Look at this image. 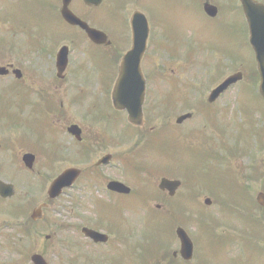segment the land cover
Instances as JSON below:
<instances>
[{"label":"flooded vegetation","instance_id":"af4514ba","mask_svg":"<svg viewBox=\"0 0 264 264\" xmlns=\"http://www.w3.org/2000/svg\"><path fill=\"white\" fill-rule=\"evenodd\" d=\"M253 1L258 5H264V0ZM198 6L206 19L222 23L225 33H231L229 28L232 26V19L230 21L227 18L229 8H231L230 14L233 18L237 13L244 25L242 28L246 41H244L243 50L232 49L228 42L225 46L213 43L202 44L203 40L197 38L194 41L195 58L185 57L177 51H171L170 44L174 41L172 37L164 35L160 25L155 26L152 22V12L147 0H0V40L2 44L0 57L3 61L0 63V80L5 81L0 88L6 85L10 87L12 97L8 103L9 108L18 110L26 118L24 123L27 121L26 127L30 133L31 131L47 133L52 131L51 133L54 134L53 141H48L51 145L49 149L40 145L41 140L36 141V146L30 141L25 143L26 140L21 130L12 132L17 126L16 123L11 117L8 122V114L0 112V120L7 121L3 123V131L7 137L0 139V179L8 183L12 182L16 190L15 195L10 198H5L0 194V200L4 201L0 203V206L6 205L7 208L0 207V237L3 235L4 239L10 242L11 247L16 243L15 233L9 231L5 232L6 234L2 233L4 229L11 227L17 228L21 234L22 243L20 240L19 243L28 255L31 253V248L43 245V242L53 243L58 232L55 231L53 235L45 232L44 235L42 231L56 224V220H53L50 213L51 209L66 192L73 196L72 191L76 188V184H84V190L89 189L95 194L102 191L101 193L108 197L103 200L96 199L92 203L93 209L87 208L88 203L85 205L75 202L74 206L70 207L68 218L73 219L79 213L78 216L86 220L87 224L83 223L81 227L76 226V229L80 228L84 241L79 240L77 232H74V222L66 221L59 225L61 230L58 231L66 229L65 231L69 232L71 247L68 249L67 257L73 258L69 260V263L77 264L75 258L77 255L74 251L83 250L84 245L87 248L105 246L108 251H112L115 246L119 247V242L123 247L127 246L129 240L123 238L120 228L117 227V220L121 214L126 213L130 206L127 203L123 204L121 199L126 201L133 191L124 194L111 190L109 183L117 179L110 177L106 184L101 182L104 179L101 170L114 165L115 162V154L107 151V148L130 141L133 135H129V131H126V135L118 136L122 141L119 142L118 137H112L114 133L112 128L122 124L121 120L124 122L127 120V123L135 129H140L143 134L147 126L158 120L159 109L166 108L171 112V110H176L179 104L185 111L179 116L185 114L190 116L179 124L177 123L178 116L176 124L180 126L190 120L192 122L194 116L200 113L205 120L203 129H201L204 135L203 137L196 134L189 135H192V139H196L197 145H204L209 149H220L224 153L225 159L222 164L224 175L221 181L225 193L226 187L233 186L237 191V197L241 194V198L247 202L246 196H248L252 202V207H245L246 224L243 223L241 230H237L228 219L230 236L237 239L239 243L241 239L249 237V234L250 237L264 240L260 239L259 233L260 228L264 231V99L255 89L254 76L242 70L244 79L241 82L247 80L249 84L243 85L241 93L235 94V99L227 100L226 98L230 97L229 93L238 86V83L212 100L211 91L220 85L224 78L216 82L215 87L207 96L200 97H197L200 86L188 84V89L191 88V90L186 94L179 83L176 84L173 81L172 83L178 86L175 92L178 99L173 104L170 101L169 93L172 92V86L170 84L169 92L167 68H171L172 65L178 64L180 71L184 68L187 70L185 72L195 68L205 73L209 72L211 73L209 78L213 75V80L220 79L223 76L221 72L231 67L242 68L258 65L251 45L249 21L243 0H198ZM219 29L221 30V27ZM144 35H146V47L137 64L145 77L144 122L142 125H134L128 120L126 109L115 108L112 97L114 85L120 78L124 67L123 61L126 54L135 46V40H140ZM162 40L164 44H156ZM61 52H66L65 65L63 60L59 61ZM246 54H249V57ZM189 60L192 61L190 65H188ZM236 63L238 66L235 65ZM175 71L176 68L171 72ZM63 91L65 93H62ZM8 97L9 93H6L4 99ZM254 99H257L260 105L254 104ZM226 101L237 105L240 115H246L247 121L244 125L236 124L234 121L236 130L230 134L233 146L240 144V152L236 149L235 153H230L226 147L224 149L220 147L225 144V141H230L225 139L224 130L218 126L221 124L218 123L220 120L230 126L223 116L233 108V105L231 107L227 103L225 108L222 107L221 104ZM237 101H239L238 104ZM2 106L0 102V111H3ZM67 111H74L81 115V118H85L84 122L88 124L72 122L66 128L60 126ZM260 113L263 114V120ZM215 118H218V121H214ZM196 124L198 127L201 126L199 123ZM74 125L79 127V134L71 131ZM205 127L209 128L208 132L210 128H216L222 138L220 142L214 138L213 134L207 133ZM93 128H99L98 134L89 137L87 131L90 132L89 129ZM172 129L178 130L173 126ZM66 136L70 137L72 143H66ZM245 136L247 139H243ZM155 138L156 136L152 134L148 135L147 139L142 138L141 147L151 146ZM103 151H105L104 154L95 159L91 168L78 166L81 170L80 178L71 188L64 189L63 194L57 199L49 198L48 187L55 178L52 173L53 166L61 165L66 161L77 165L84 164ZM10 166L14 167L10 168ZM129 175L135 177V175ZM135 179L137 181V177ZM20 182L24 183V190L21 189ZM151 182V176L146 182L137 181L140 188L146 186L147 183L148 188L157 192V194L152 193L150 198L172 200L177 197L179 204L183 202L180 199L182 188L178 189L176 195L171 196L167 190H160V183L158 186L157 184L153 186ZM142 183H144L143 187ZM99 184L102 187L98 186ZM207 191L211 196H206L204 203L209 198L211 199L210 206H212L213 199L215 197L217 199V196L211 190ZM141 193L139 191L137 195ZM197 195L196 203H198ZM140 200L144 201V205L151 203L150 199L140 198ZM163 202L156 204L158 210L162 209ZM219 202V209L226 210L221 207V200ZM133 204L135 203H131ZM198 206L201 208L199 203ZM239 207L242 208L241 206L236 208ZM80 209L84 211L82 215ZM37 213L39 215L36 216ZM10 216H12L11 220H9ZM190 220L185 218L181 222L192 223ZM181 222L179 221V224L182 226ZM251 222H259V224L253 226ZM238 223L241 225L239 221ZM87 226L105 233L108 236L107 241L96 242L88 235L86 236L82 228ZM120 234L119 241L118 235ZM42 236L43 242L40 241ZM175 237L180 243V239ZM191 238L194 247L192 258H182L179 249L170 251V245L163 253L162 261L170 264H177V261L182 264L200 263L202 257H199L197 252V242L195 237L191 236ZM40 254L46 257L44 251ZM89 261L91 260L85 264L90 263ZM7 262L8 260L4 259L1 264H7Z\"/></svg>","mask_w":264,"mask_h":264},{"label":"rangeland","instance_id":"374dc122","mask_svg":"<svg viewBox=\"0 0 264 264\" xmlns=\"http://www.w3.org/2000/svg\"><path fill=\"white\" fill-rule=\"evenodd\" d=\"M150 11L152 12V22L155 26L160 25L163 28L164 35L172 37L174 42L170 44V50L174 52H178L181 55L193 56L195 58V40L200 38L202 44H216V45H223L225 46L227 42L232 49L235 50H243L244 48V41L245 39V32L242 27L243 21L239 18V15L236 13V17L233 18L230 14V9L227 15V18L232 19V26L229 28L231 33H225V28L222 23L220 22H212L209 19H206L202 14L201 10L198 6V0H147ZM233 19L235 21H233ZM221 27V30L219 29ZM228 29V28H227ZM228 29V30H229ZM156 44L162 45L163 40L157 42ZM1 40H0V51H1ZM246 48V46H245ZM249 57V54H246ZM2 57H0V63H2ZM192 61H188V65L192 64ZM172 65L171 68H167V75H168V86L169 92L172 86V92L169 93L171 104L175 103L178 99L177 94L175 93L178 89V86L173 84L172 82L180 85L182 91L185 90L184 93L187 94L191 88L188 89V84H196L198 87L200 86V91H198V96H207L212 88L215 87L217 81H221L223 78L231 75L235 71L243 70L247 73L250 72L249 75H253L255 73L256 66L253 67H242V68H235L231 67L230 69L224 70L221 72L223 75L220 79L213 80V75L209 78V72H202L200 69L198 70L195 68L194 70H184V68L180 71V67ZM236 66L237 63L235 64ZM176 68V71L173 73L171 72L172 69ZM254 69V70H253ZM211 72V71H210ZM217 72V71H216ZM216 74V73H214ZM166 77V76H165ZM163 78V77H162ZM5 81L0 80V87L4 84ZM166 84V83H165ZM171 84V86H170ZM249 84L247 80H244L241 84H238L236 88L229 93V98H236L235 94L241 93L243 85ZM258 86H255V89L258 90ZM6 93H9V97L5 100L4 96ZM62 93H65L63 91ZM192 96V95H191ZM12 93L11 89L8 85L4 88H0V102H2L3 106L2 112L8 114V122L9 117H11L12 121L16 123V127L12 130L15 132L21 130L24 135L25 143L31 142L32 145H37L36 141L41 140V146L49 149L51 145L48 144V141H53V133L48 129L50 132H36V131H28L27 130V121L24 123L26 118L21 115L18 110H14L11 107L9 108V101L11 100ZM221 104L222 107H226V104L233 105V108L224 115L223 117L229 122L224 124L221 120L218 123V126L221 127L222 130L225 132V139L230 140V134L236 130V124L246 123V115H240L239 109L237 105L230 103V102H223ZM237 104L239 101L236 102ZM254 104L260 105L257 102V99H254ZM13 107V105H12ZM240 108V105H239ZM241 109V108H240ZM68 113L64 116L61 121L60 126L66 128L72 122H81L83 124H88V122H84V119L81 118V115H78L74 111H67ZM184 109L179 106H176V110L167 111L166 108L159 109V116L158 120L154 121L151 125L147 126L144 130V133L137 132L136 135H133L130 141L122 142L121 137L122 135H126V131L133 132L132 129L129 127L131 124L125 122L123 120L120 121L119 126H115L112 128L114 132V136L112 137L119 138V142H122L119 146H111L107 148V151L115 154V162L114 165L106 167L105 169L101 170L102 175H104V179L101 182L106 184L107 179L112 177L115 179L122 180L127 185H130L134 192L140 189V185L137 183L135 179L132 178L128 172L129 167L127 161L123 163V159L126 157L131 158L133 153H136L139 149H141V145L143 141L141 138L147 139L148 135L152 134L155 135L160 140H155L151 142L153 147L148 146L146 148H142L141 156H144V159L147 161L145 162L146 168L154 169L156 173L151 176V184L159 185V181L161 177H173L175 179H180L184 182L182 190H180L181 195V204H179V198L175 199V204L179 206L176 207V211L174 212L176 215L179 216V219H183L184 217L190 215L193 218H196L198 222L193 223H182V227L188 231V233L195 237L197 242L199 257L201 258V262L197 264H264V240H259L254 237H245L241 239V243L238 240L234 239L229 234V224L228 219L230 220V224L237 230H241L243 227V223H245V212L246 208L249 206L252 207V202L246 196L247 202L242 199V195L239 194L237 197V191H235L233 186L226 187V193L223 188V175L224 170H222V164L225 159L224 153L219 149H213L212 153L214 154L213 157L208 159L206 156L209 155L211 149H208L206 146L197 145L196 139H192V135L189 134H196L200 137H203L204 132L201 130L205 124V120L197 113L193 121L187 122L183 125L178 126L176 124L177 117L184 113ZM263 120V114L260 113ZM254 117V115H253ZM257 118H259L256 115ZM252 120V119H251ZM3 119L0 120V139L6 138V133L3 131V123L7 122ZM214 121H218V118H215ZM119 122V120H118ZM12 123V122H11ZM199 123V126L196 124ZM234 123V124H233ZM192 124L193 128L192 127ZM173 127H176V132H179V136L183 142L179 141L181 139L173 138ZM239 126V125H237ZM132 127V126H131ZM152 127V129H150ZM98 129H89L87 131L88 136L91 137L94 134H98ZM199 129V130H198ZM207 133H211L210 135H214V138L220 142L221 136L218 134V130L216 128H210V132L208 127H205ZM140 130V129H139ZM4 132V133H3ZM3 133V134H2ZM138 136V137H137ZM137 137V138H136ZM139 139V140H138ZM243 139H247L245 136ZM23 140V141H24ZM72 143L70 137L66 136V143ZM115 142V141H114ZM191 144H189V143ZM199 141H197L198 143ZM193 143V144H192ZM224 145H220L221 148H227L230 153H235L236 149L241 151L240 144L234 145L230 141H225ZM74 144V143H73ZM259 145V144H258ZM259 147V146H258ZM105 151L98 153L91 161L77 164H72L70 161H66L65 163L57 166H53V177L57 176L64 169L73 167V166H80V167H87L91 168L94 164L95 159L104 154ZM261 153V152H260ZM21 154V153H20ZM4 158V156H2ZM206 157V158H205ZM261 157H263L261 155ZM150 158V159H149ZM139 164V163H138ZM137 164V165H138ZM136 166V163L133 164ZM14 166H10L12 168ZM125 170V171H124ZM128 173V174H126ZM152 174V173H151ZM132 175V174H131ZM171 175V176H169ZM149 176V175H148ZM192 177V185L189 188L188 182L186 177ZM21 189L24 187V183L20 182ZM41 186V184H40ZM39 186V187H40ZM84 184H76L74 191H72L73 196L66 194L60 198V200L54 203V206L51 209V215L53 220H56V224L52 225L49 229H43V233L45 232L48 234H54L55 231L58 232V235L55 236V241L53 243H44V238L40 239L43 242V245H37L36 247L31 248V253L26 254L24 251L25 248L22 247L21 243L22 240L21 234L17 231V228H7L2 231V233L6 234L5 232L9 231L11 233H15L14 241L16 243L13 244L11 247L10 242L5 240L3 235L0 237V264L1 261L7 259V264H32L31 263V255L34 252H41L45 253V256L49 262V264H70L69 258L67 257V253H69L68 249L71 247L70 240H69V232L59 229V225L62 222H74V232H77L76 235L79 240L84 241L80 228L76 229L77 225H81L86 223V220L78 216L79 213L76 214V217L73 219L68 218L69 211H71L70 207L74 206L76 203H83L86 205L88 203L89 209L92 208V203L96 199H106L108 196L104 193L99 192H91L89 189L84 190ZM98 186L102 187L101 184ZM144 183H142V187ZM219 186L221 188H219ZM158 188V187H157ZM193 188V192H192ZM206 189V190H204ZM24 190V189H23ZM204 190V191H202ZM207 190H211L216 194L217 199L222 202L221 207L226 209L224 211L219 209L220 202L216 199H213V205L207 206L204 203V198L206 196H211L210 192ZM149 195H153L155 193L149 187L147 189ZM201 191V192H200ZM157 194V192L155 193ZM198 194V195H197ZM196 195L198 199V203L201 206L199 208L198 203H196ZM72 196V198L70 197ZM164 197V196H163ZM237 197V198H236ZM95 198V199H93ZM127 200H123V204L127 203L129 209L126 210L125 214H121L119 219L117 220V227L120 228L123 238H127L129 240V244L124 246L119 242V247L115 246L114 249L107 250L103 246L102 248L99 247H85L83 246V250H75L74 252L76 255L82 257L84 255L87 259L94 262V264H170L162 261L163 253L167 250V247L171 245L169 248L170 251H174V249H180V243L178 239L176 240L175 233L172 234V225L173 219L169 217H155L153 215V211L151 213L148 211L147 206H136L137 204L131 205V203H135L139 201V196L137 194H133V196L126 198ZM236 199V202H235ZM151 205L153 208L156 207V204L163 202V211L171 210L173 204H170L168 201L163 199L157 198H150ZM149 200V201H150ZM157 200V201H156ZM4 201L0 200V203ZM238 202V203H237ZM126 205V204H125ZM144 205V204H142ZM237 206H241L242 208H236ZM2 209L6 208V205L0 206ZM246 207V208H245ZM233 208V209H230ZM7 209V208H6ZM156 210V209H155ZM81 215L84 212L83 210H79ZM88 213V212H87ZM231 213V214H229ZM66 214V215H65ZM68 215V216H67ZM177 216V217H178ZM187 218V217H186ZM12 219V216L9 217V220ZM52 220V221H53ZM241 223V225L238 223ZM219 223V229L214 228L215 223ZM253 226H257L259 222H251ZM177 228V226L175 227ZM198 228V232H197ZM66 232V233H65ZM197 232V233H196ZM228 232V233H227ZM260 239H264V231L259 229ZM120 235H118V239L120 241ZM263 237V238H261ZM19 240L21 243H19ZM65 240V241H63ZM12 242V241H11ZM195 242V245H196ZM173 244V245H172ZM111 245V244H110ZM99 248V249H98ZM88 254H87V253ZM104 252V253H102ZM88 255V256H87ZM103 255V256H101ZM101 256V258H99ZM60 257V261L59 260ZM103 258V260H102ZM87 259H78L79 263L87 262ZM89 264V263H88ZM177 264H182L180 261H177Z\"/></svg>","mask_w":264,"mask_h":264},{"label":"water","instance_id":"95a60500","mask_svg":"<svg viewBox=\"0 0 264 264\" xmlns=\"http://www.w3.org/2000/svg\"><path fill=\"white\" fill-rule=\"evenodd\" d=\"M248 11L247 16L249 18L250 28H251V39L254 50H256V57L259 62V71L261 75V87L260 91L264 96V7L255 5L252 1L245 0L244 1ZM147 35V34H146ZM146 35L143 36L140 40H135V46L132 51H130L123 63L124 69L121 74V78L117 81L115 85V91L113 93L114 104L118 109H125L129 110V120L136 124H143V109L142 105L145 100V79L142 76V72L140 67L137 66L141 59V54L144 52L146 47L145 40ZM59 56L60 61H64V65L66 64L65 54ZM63 69V68H62ZM132 74V75H131ZM243 77V73H237L231 75V77L227 78L224 82L221 83V86L216 88L211 93V99L219 96L220 93L233 82L241 80ZM186 118H189V115H185L179 117L178 122H182ZM76 131V132H75ZM74 132L78 133L76 127H74ZM80 171L77 168L74 169H67L65 170L57 179L53 181L50 186L49 196L51 199L56 198L59 196L65 187H70L73 185L75 180L79 177ZM181 185L180 182L174 180H168L166 178L162 179L161 181V188L168 189L170 194L175 193L176 189ZM109 186L114 191H119L122 193H129L130 188L124 185L119 181H113L109 183ZM0 191L2 192L3 196L8 197L14 194V190L12 185H6L2 181H0ZM39 215L38 213L36 216ZM86 235L92 237L96 242L98 241H107V236L103 233L96 232L92 229L85 228L83 229ZM178 234L182 240V253L183 256L188 258L191 256L193 252L192 241L187 236L185 230L179 229ZM34 264H47L46 260L39 255L34 254L32 258Z\"/></svg>","mask_w":264,"mask_h":264}]
</instances>
